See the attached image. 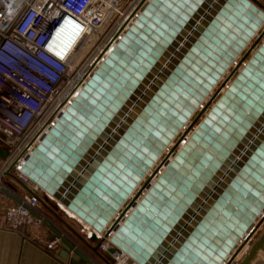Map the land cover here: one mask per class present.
I'll list each match as a JSON object with an SVG mask.
<instances>
[{"label":"water","instance_id":"1","mask_svg":"<svg viewBox=\"0 0 264 264\" xmlns=\"http://www.w3.org/2000/svg\"><path fill=\"white\" fill-rule=\"evenodd\" d=\"M145 2L19 170L93 230L96 247L85 242L87 248L98 253L109 240L105 258L117 252L135 264H217L264 221L252 225L264 210V9L252 0ZM260 29L230 86L146 182L147 192L120 211L192 107ZM75 245L64 240L61 257L73 248L91 264ZM240 264H264V248L252 246Z\"/></svg>","mask_w":264,"mask_h":264},{"label":"built area","instance_id":"2","mask_svg":"<svg viewBox=\"0 0 264 264\" xmlns=\"http://www.w3.org/2000/svg\"><path fill=\"white\" fill-rule=\"evenodd\" d=\"M141 1L0 0V152L6 155L0 157L3 221L11 231L24 228L45 251H55L69 238L60 230L50 238L55 223L44 209L51 200L19 167L93 72L96 60L130 25ZM95 34L99 39L91 53L71 68L74 46ZM57 48L63 52L61 56L54 52ZM9 181L28 193L18 195ZM11 200L15 202L4 204ZM90 236L85 233L86 242ZM109 247L108 239L99 244L102 258L109 264H125L124 253L105 258ZM74 248L80 250L78 245ZM69 252L73 254V248Z\"/></svg>","mask_w":264,"mask_h":264},{"label":"bare ground","instance_id":"3","mask_svg":"<svg viewBox=\"0 0 264 264\" xmlns=\"http://www.w3.org/2000/svg\"><path fill=\"white\" fill-rule=\"evenodd\" d=\"M141 3H142V1H141ZM141 3H139V5L134 10V11H136V14H138V12H139V7H140ZM145 3H148V0H146ZM261 11H263V10H261ZM122 35L123 34L120 33L118 38L121 37ZM236 37H238V36H236ZM91 38L93 39L94 37L92 36ZM260 38H261V29L257 30L253 34V36L251 38L247 39V41L244 43L243 49L240 50V52L237 54L238 58L227 65L225 70L223 72H221L219 74V77L215 80L214 85H212L210 87V90L205 92V94L201 98L202 99L201 102L197 103V106L192 107V110L190 111L189 115L186 117L185 123L180 124V127L177 128L176 133L170 138V140L168 141L167 145L164 146L163 149L161 150L160 155L154 160L152 165L147 168V170L143 173L142 177L135 184L136 185L135 188L122 201L123 203L120 206V211H124V210H126L127 207L130 206V204L132 203L131 201L134 199L135 195L139 191L143 190V194H145L147 192V188H145L146 187V182H148L150 179H152V177H153V175L155 173H157V176H158L159 174H161L164 171L163 167L169 161H171V159L173 157V154H175V153H177L179 151V149L181 147V144H183L187 140V138H189V135L191 134V132L196 129L197 124H198V123H196V121L198 120V118L202 116L201 119H203V117H205L206 113L214 106L215 102L219 99V97L223 93V91L228 86H230V84H231V81H230L231 75L233 74L234 71H236L237 67L240 66V62H243V64L246 63V60H244L245 53H247L252 48V45L255 42H257ZM93 40L95 42L90 43V44L88 43V45H86V46L89 47V48L90 47L92 48L96 44V40L95 39H93ZM261 41L259 43H261ZM53 42H55V41H53ZM112 45L114 46L115 43H113ZM84 46H85V41H83L81 44H76V46H74V47H76V49H78V50L82 49L81 51H83V47ZM86 46H85V48H86ZM59 47H60V49L62 48L61 46H59ZM180 47H182L181 44H179V46L176 49L180 50ZM87 51H89V50H87ZM54 52L56 54H58L59 56H61L62 53H63V52H61V50L59 51L58 48H57V50H54ZM89 53H91V52L89 51ZM107 53H108V51H106V49H105L104 52L101 54V57L98 60H96V61L104 59L106 57ZM75 56L76 55H74V53H73L70 56V58H69V66L71 68H73L74 66H76L79 63L78 61L73 60V57H75ZM84 57H86V55L84 53L81 54V56H79L78 59L80 60V62L83 60ZM76 59H77V56H76ZM95 64H96V62H95ZM95 66H98V64H96ZM238 71H239V69L237 70V72ZM90 75H89V77H90ZM87 79L84 81V83L87 81ZM82 86H81V88H82ZM146 89H148V88H146ZM218 92H219V94H218ZM72 99H73V97L70 98V101ZM65 108H64V110H65ZM56 118L54 119V121L52 123L56 122ZM49 128H50V126L47 127L43 131V133H46ZM39 140H40V138L35 141V144H34L33 148L39 142ZM154 181H155V177H154V179H152L151 183H153ZM49 199H51V201L54 200L50 196H49ZM136 202H137V200H136ZM58 206H59L60 211H64V214L67 217L72 218L75 221H78L80 224H82L84 229H85V231H86V234H90V233L93 232V230L89 226L85 225L82 221H80L72 212L67 211L59 203H58ZM259 212L261 214H260L259 218L257 219V221L253 222V224H252L253 226H256L258 221L261 220L262 218H264V210H260ZM129 213H130V211H127L126 215H128ZM195 213H197V211H195ZM119 215H120L119 211H115L113 213V215L110 217L111 224H112V222H116L117 221L116 219H118ZM120 224H121V222H120ZM261 227H262V229H260ZM257 232L259 233L257 235V238L254 240V242H251L252 241V237L255 234H257ZM95 234H96L97 237L103 238L100 232L99 233L95 232ZM244 234H245L246 238L243 239V238L240 237L239 239L235 240L233 246L230 249L231 251L227 252L226 256L224 257V259H222L217 264H240L241 261L245 258V256L248 255V253L250 252V249H251L252 246L257 245L260 248H264V243H263L264 239H261L264 236V221L257 227L256 230H253L252 234L249 235L248 230L244 231ZM243 243H245V244L243 245ZM241 245H243V247ZM244 247H246L245 251L242 252L243 251L242 249ZM260 250H262V249H260ZM260 250H258L257 254L255 255L256 257L258 256ZM124 255L126 256V258L129 259V263L128 264H135L133 262V260H131L130 257H128L126 254H124Z\"/></svg>","mask_w":264,"mask_h":264},{"label":"crops","instance_id":"4","mask_svg":"<svg viewBox=\"0 0 264 264\" xmlns=\"http://www.w3.org/2000/svg\"><path fill=\"white\" fill-rule=\"evenodd\" d=\"M10 183V186L16 190L18 195L20 194L23 196L28 193L26 188L17 185V183L14 181H11ZM11 202L15 201H5L4 204ZM44 212L47 217L55 223L56 229L54 228V230H51L50 238L54 236V231L60 230L67 235L69 241L72 240L77 243V245L80 247L81 254L86 256L91 264H104L101 254L95 253L90 250V248H87L84 242L86 231L83 225H81L78 221L68 217L70 221L72 219L80 224L79 227L78 224L75 223L74 226L76 228L81 229L82 227L80 233H76V228L73 227L72 223L67 222L64 216L59 217L54 211L51 212L47 209H44ZM262 227L260 229H262ZM81 233H83L84 236H80ZM78 234L79 237L75 238L74 236H78ZM258 234L259 233L257 232V235ZM257 235L254 237V239L252 238L251 242H254V240L257 238ZM88 244L91 247L93 245V243L91 244L89 242ZM62 253L63 246L53 252L43 250L39 245H37L35 241L29 238L24 228H20L17 231L9 230L3 221V206L0 203V264H89L81 258L76 257L74 253L71 254L69 251L66 254L67 257L62 258Z\"/></svg>","mask_w":264,"mask_h":264},{"label":"rangeland","instance_id":"5","mask_svg":"<svg viewBox=\"0 0 264 264\" xmlns=\"http://www.w3.org/2000/svg\"><path fill=\"white\" fill-rule=\"evenodd\" d=\"M254 3H256L257 5H259L262 9H264V0H252ZM139 5V4H138ZM93 39H95L96 41L99 39V34H95V35H93ZM92 38H89L88 40H85V46L86 45H88V43L90 44V43H93V42H95L94 40H93ZM101 45V44H100ZM85 46L83 47V51H81L80 49L78 50V49H76V47H74L72 50H73V52H74V55H76L77 56V59H76V56L75 57H73V60H76V61H78V62H80V60L78 59L79 58V56H81V54H85L86 56H87V54L89 53V51L91 50V47L89 48V47H87L86 46V48H85ZM102 48V46H99V50ZM87 50H89V51H87ZM91 52V51H90ZM77 53V54H76ZM89 55V54H88ZM75 58V59H74ZM43 205H45V204H43ZM47 205H48V207L46 208V209H48V210H50L51 212L52 211H54L56 214H57V216H59V217H63L64 216V218L66 219V221L67 222H70V223H72V225H73V227H75L74 225H75V223L76 224H78V226L80 227V224L79 223H77V222H75L74 220H72L71 219V221L68 219V217L62 212V211H60V209H59V207L56 205V204H54V203H52L51 201H48L47 202ZM82 225V224H81ZM76 228V227H75ZM81 229H82V227H81ZM81 229H78V228H76V233H80V230ZM73 232V231H72ZM69 233V232H68ZM71 233V232H70ZM83 235V233H81V235L80 236H82ZM257 234H255L252 238L254 239V237L256 236ZM84 236V235H83ZM75 238L76 237H79V234H78V236H74ZM80 238H82V237H80ZM83 239V238H82ZM84 242H86L85 241V239H84ZM89 243H93V245H92V247H96V243L95 242H91L90 240L88 241ZM88 242H86V243H88ZM247 247V246H246ZM246 247H244L242 250V252H244L245 251V248ZM99 253V252H98ZM260 253V252H259ZM99 254H101V253H99ZM101 256L103 257V255L101 254Z\"/></svg>","mask_w":264,"mask_h":264}]
</instances>
